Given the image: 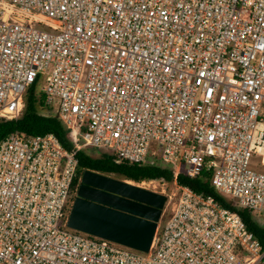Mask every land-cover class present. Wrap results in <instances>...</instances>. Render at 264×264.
Returning <instances> with one entry per match:
<instances>
[{
	"label": "built area",
	"instance_id": "obj_1",
	"mask_svg": "<svg viewBox=\"0 0 264 264\" xmlns=\"http://www.w3.org/2000/svg\"><path fill=\"white\" fill-rule=\"evenodd\" d=\"M31 85L73 148L49 131L0 138V264H264L235 209L175 179L146 250L66 225L90 146L206 171L264 227V0H0V117Z\"/></svg>",
	"mask_w": 264,
	"mask_h": 264
},
{
	"label": "water",
	"instance_id": "obj_2",
	"mask_svg": "<svg viewBox=\"0 0 264 264\" xmlns=\"http://www.w3.org/2000/svg\"><path fill=\"white\" fill-rule=\"evenodd\" d=\"M164 200L162 192L83 168L77 178L66 225L146 250Z\"/></svg>",
	"mask_w": 264,
	"mask_h": 264
},
{
	"label": "trees",
	"instance_id": "obj_3",
	"mask_svg": "<svg viewBox=\"0 0 264 264\" xmlns=\"http://www.w3.org/2000/svg\"><path fill=\"white\" fill-rule=\"evenodd\" d=\"M43 104V97L36 96L33 85L27 88L23 97V107L19 116L15 118L0 117V138L12 130H20L25 134H38L52 132L59 142L68 149L73 145L69 141L67 132L56 114H45L38 111V105ZM77 158V173L72 180V185L77 182V176L83 168L94 169L100 172H115L124 178L140 179H159L160 181H172L187 184L195 191L203 190L212 194L222 205L235 209L246 227L253 233L264 246V227L253 217L251 210L246 207H234L229 202L220 197L207 180L208 173L204 171L202 176H187L182 172L173 174L172 170L163 164L143 162L140 164L128 163L125 161L115 162L113 155L106 152H99L93 155L84 148L75 152Z\"/></svg>",
	"mask_w": 264,
	"mask_h": 264
},
{
	"label": "rangeland",
	"instance_id": "obj_4",
	"mask_svg": "<svg viewBox=\"0 0 264 264\" xmlns=\"http://www.w3.org/2000/svg\"><path fill=\"white\" fill-rule=\"evenodd\" d=\"M38 87L39 86H36V88H38ZM33 88H34V86H33ZM34 93H35V91H34ZM37 108H38V111L41 112V113L51 112L50 108L47 105H44V104H39ZM84 149L87 152H89V153H91L93 155H96L95 153H99V151H97L98 149H94L93 147H90V146H85ZM105 173L110 174V175L115 176V177H119L121 179L131 180L134 183H138L139 185H142V186H145V187H148L150 189H153V190H156V191H159V192H162V193H166V194H171V192L174 190V187H175V184H174L173 180L172 181H160L159 179L133 180V179L124 178L122 175L117 174L115 172H105ZM150 181H153L154 183L153 184H149L148 182H150ZM164 202H165V200H164ZM164 217H165V213L160 215L159 219L157 220V224H160Z\"/></svg>",
	"mask_w": 264,
	"mask_h": 264
},
{
	"label": "bare ground",
	"instance_id": "obj_5",
	"mask_svg": "<svg viewBox=\"0 0 264 264\" xmlns=\"http://www.w3.org/2000/svg\"><path fill=\"white\" fill-rule=\"evenodd\" d=\"M38 96H41L43 97V104L44 105H47L50 110H52V108H54V105H55V101H54V98L52 96H50L49 94H46L44 92H38L37 94ZM149 184H153L154 182L153 181H150L148 182ZM155 186V185H154Z\"/></svg>",
	"mask_w": 264,
	"mask_h": 264
},
{
	"label": "flooded vegetation",
	"instance_id": "obj_6",
	"mask_svg": "<svg viewBox=\"0 0 264 264\" xmlns=\"http://www.w3.org/2000/svg\"><path fill=\"white\" fill-rule=\"evenodd\" d=\"M74 196V195H73ZM73 196H72V198H73Z\"/></svg>",
	"mask_w": 264,
	"mask_h": 264
},
{
	"label": "crops",
	"instance_id": "obj_7",
	"mask_svg": "<svg viewBox=\"0 0 264 264\" xmlns=\"http://www.w3.org/2000/svg\"><path fill=\"white\" fill-rule=\"evenodd\" d=\"M126 180V179H125Z\"/></svg>",
	"mask_w": 264,
	"mask_h": 264
}]
</instances>
